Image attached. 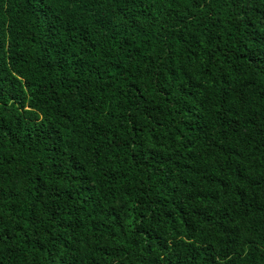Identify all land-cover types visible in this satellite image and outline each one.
<instances>
[{"label": "trees", "instance_id": "obj_1", "mask_svg": "<svg viewBox=\"0 0 264 264\" xmlns=\"http://www.w3.org/2000/svg\"><path fill=\"white\" fill-rule=\"evenodd\" d=\"M0 264H264V0H0Z\"/></svg>", "mask_w": 264, "mask_h": 264}]
</instances>
